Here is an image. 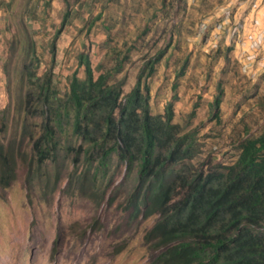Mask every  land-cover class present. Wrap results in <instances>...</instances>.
<instances>
[{
	"label": "rangeland",
	"instance_id": "1",
	"mask_svg": "<svg viewBox=\"0 0 264 264\" xmlns=\"http://www.w3.org/2000/svg\"><path fill=\"white\" fill-rule=\"evenodd\" d=\"M65 12L50 64V42ZM31 42L35 75L51 69L60 96L72 73L84 77L77 66L81 52L95 77L116 55H127L114 76L126 94L144 58L163 51L148 80L152 113L162 114L169 102L173 122L196 131L200 153L192 166L228 165L237 157L239 136L247 129L258 135L264 127V0H0V144L17 154L16 178L0 188V264H152L157 252L144 236L156 218L132 214L125 165H113L115 175L97 197L87 184L83 190L69 186L72 167L64 156L57 170L42 167L53 172L47 190H40L38 174L27 180L33 159L28 135L41 123L23 113ZM217 84L219 121L209 117Z\"/></svg>",
	"mask_w": 264,
	"mask_h": 264
},
{
	"label": "trees",
	"instance_id": "2",
	"mask_svg": "<svg viewBox=\"0 0 264 264\" xmlns=\"http://www.w3.org/2000/svg\"><path fill=\"white\" fill-rule=\"evenodd\" d=\"M62 1L68 5L69 0ZM67 18L65 12L50 42V64ZM33 45L26 50L29 61L24 70L31 89L25 95L23 113L39 117L41 123L28 135L33 154L27 165L28 181L32 173L38 174L40 190H47L53 172L41 169L51 165L57 170L64 156L72 167L69 186L83 190L87 184L97 197L110 185L113 165H125V180L133 184L127 201L132 214L156 218L144 236L157 252L152 264H264V127L258 135L247 129L239 136L238 154L231 164L192 166L190 162L200 153L196 131L173 122L169 102L162 114L151 111L148 80L163 51L144 58L126 94L122 80L114 76L127 55L118 58L116 53L112 66L95 77L89 56L81 52L77 66L83 67L84 77L72 73L68 89L60 96L53 87L51 69L41 77L35 75ZM221 94L217 84L209 105L210 120L220 119ZM3 126L0 117V131ZM16 155L0 144L2 189L16 178ZM54 175L58 177V172ZM56 244L57 238L53 249Z\"/></svg>",
	"mask_w": 264,
	"mask_h": 264
}]
</instances>
